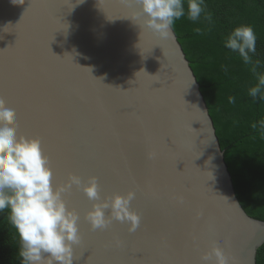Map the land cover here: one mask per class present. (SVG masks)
<instances>
[{
    "label": "water",
    "instance_id": "95a60500",
    "mask_svg": "<svg viewBox=\"0 0 264 264\" xmlns=\"http://www.w3.org/2000/svg\"><path fill=\"white\" fill-rule=\"evenodd\" d=\"M143 19L135 0H0V98L18 135L41 138L55 186L94 176L101 199L136 193L135 231L116 220L93 230L94 201L72 186L74 264H196L225 243L229 264H256L264 221L235 194L173 28L162 38Z\"/></svg>",
    "mask_w": 264,
    "mask_h": 264
},
{
    "label": "clouds",
    "instance_id": "9594fccd",
    "mask_svg": "<svg viewBox=\"0 0 264 264\" xmlns=\"http://www.w3.org/2000/svg\"><path fill=\"white\" fill-rule=\"evenodd\" d=\"M23 4L24 0H12ZM83 2V0H81ZM139 5L143 23L162 38L172 35L175 20L187 15L193 22H212L204 0H135ZM186 4V7H185ZM201 34V29H195ZM224 46L238 53L256 78L248 95L264 100V72H258L256 34L250 25L235 27L224 40ZM229 103L235 98L229 97ZM253 129L257 124L251 125ZM264 132V119L259 122ZM82 189L94 201L85 219L92 229H104L112 220L128 224L129 232L137 229L140 216L130 208L136 197L134 191L113 194L101 199L96 177L83 183L77 175H70L65 184H53V171L38 138L18 135L16 112L0 98V212L8 210V221L20 239L19 256L22 264H74L73 245L79 242V214L70 210L63 194L72 186ZM106 210H109L106 215ZM229 264L228 257L219 246L202 256V264Z\"/></svg>",
    "mask_w": 264,
    "mask_h": 264
},
{
    "label": "trees",
    "instance_id": "16d2710c",
    "mask_svg": "<svg viewBox=\"0 0 264 264\" xmlns=\"http://www.w3.org/2000/svg\"><path fill=\"white\" fill-rule=\"evenodd\" d=\"M212 22H193L187 15L172 28L189 60L212 118L235 194L253 218L264 221V100L248 95L256 78L238 53L224 46L237 26L250 25L256 34L258 72H264V0H204ZM186 7V4H185ZM200 28L201 34L195 29ZM229 97L235 103H229ZM257 124L253 129L251 125ZM20 239L8 221V210L0 212V264H22ZM256 264H264V243L257 247Z\"/></svg>",
    "mask_w": 264,
    "mask_h": 264
},
{
    "label": "snow or ice",
    "instance_id": "6c2138e0",
    "mask_svg": "<svg viewBox=\"0 0 264 264\" xmlns=\"http://www.w3.org/2000/svg\"><path fill=\"white\" fill-rule=\"evenodd\" d=\"M129 6H131V5H129ZM15 112H16V110H15ZM16 123H17V130L19 129V127H20V125H19V121H18V119H17V114H16ZM20 135H24L25 136V134H23V133H21ZM33 138V137H32ZM34 138H38L39 140H40V142H41V147H42V149H43V146H42V140H41V138L39 137V136H36V137H34ZM45 155L48 157V160H49V163H50V166L52 165V157L49 155V154H46L45 153ZM99 187V186H98ZM64 197H68V196H74L75 195V192H74V190L73 189H71L70 191H67V192H65L64 194ZM87 221V220H86ZM88 222V221H87ZM107 228V227H106ZM92 229V228H91ZM99 229V228H98ZM93 230H95V229H93ZM79 236H80V239L79 240H81L82 239V236L79 234ZM75 245H78V243H76V244H74L73 246H75ZM217 246H219V247H221L222 249H223V251H224V253H225V255L227 256V253H228V245H227V243H225L224 245H217ZM197 247H199L198 245H197ZM73 250H74V248H73ZM202 257H199V259L196 261V264H202V259H201Z\"/></svg>",
    "mask_w": 264,
    "mask_h": 264
}]
</instances>
